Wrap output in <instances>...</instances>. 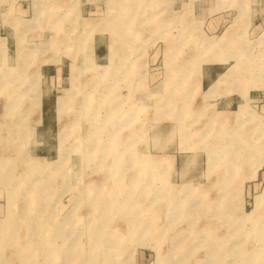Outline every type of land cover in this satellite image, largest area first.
I'll list each match as a JSON object with an SVG mask.
<instances>
[{"label":"rangeland","instance_id":"rangeland-1","mask_svg":"<svg viewBox=\"0 0 264 264\" xmlns=\"http://www.w3.org/2000/svg\"><path fill=\"white\" fill-rule=\"evenodd\" d=\"M19 3L0 0V25ZM25 3L37 23H25L18 66L0 77V264H264V30L231 34L240 66L213 65L218 81L231 75L216 97L233 94L227 108L203 97L215 84L197 87L207 64L195 37L229 52L224 33L195 21V1ZM154 18L169 21L151 29ZM170 72L183 88L167 98ZM40 95L53 107L42 126ZM13 100L17 113L4 115Z\"/></svg>","mask_w":264,"mask_h":264},{"label":"crops","instance_id":"crops-1","mask_svg":"<svg viewBox=\"0 0 264 264\" xmlns=\"http://www.w3.org/2000/svg\"><path fill=\"white\" fill-rule=\"evenodd\" d=\"M19 1L20 3L17 4L16 14L11 16V18L13 17V19L6 21V24L0 25V43L2 39H4V47L3 48L0 47V77H1V70L17 68L18 66L19 62L16 57L17 40L19 39V37H21L22 34L21 32L26 31L25 23L31 21H32L31 23H37L36 20L34 21V19L36 18V12L33 9V6L32 7L28 6V4L25 3V0H19ZM59 1L61 0H51V2L55 5ZM65 1L68 2V0ZM171 1L183 2L184 0H171ZM193 1H195V21L203 23L204 26L203 31H205L208 35L215 36L218 33L220 34L224 33L222 34L221 37H223L224 40L226 41L223 40L221 46L219 47L221 49L227 48V52H229L228 54L223 55L222 52H218L216 50V46H213L212 43H208V45L200 46L198 35L197 37H195V51H196L195 56L197 57L199 53H201L200 56L207 64V66L204 68L203 71H200L199 69V72H197V74L195 75V80L197 81V87H200L202 84L206 82L208 89L209 87H212L215 84L213 86L210 95L209 96L203 95V97L210 98V100L213 99L214 101H216V103H221L223 101L222 103L225 104V107L231 108L233 105H236L235 101L233 100V97H231L233 94L231 95L225 94L223 95L222 98L221 97L216 98L217 96H219V91H220L218 90V86H220L222 82L231 78V75L218 81L221 75L225 71L221 75L220 74L217 75V73H215L214 70L212 72V68L213 65H218L231 58H235L236 64L240 66V61H238V58H240L239 50L241 47L238 45L237 46L235 45L234 47V45L229 44V40H232L234 38L232 37L231 34L242 32V34L244 35L243 37L248 39V38H254L262 33V31L264 30V0H193ZM65 4L68 5L67 3ZM133 4L135 5L136 8V3ZM130 5H132V3ZM153 5L155 6V4ZM131 9L132 8L130 6L129 12L132 11ZM134 11H133L134 13H138L137 9H135ZM80 12H81V16H83L85 19H92L94 14L93 11L86 9L85 7H81ZM155 16L157 15L155 14ZM154 21L155 22L153 23L155 25L151 26L152 25L151 24L150 25L151 29H154L156 27L158 28L160 24L164 22H168L169 20L163 19L161 22V20L156 21L155 19ZM3 25H5L6 27H4ZM35 31H37V33L39 32L38 29ZM43 32L44 30L39 32L37 36L42 38ZM197 32L195 33L197 34ZM233 47L236 49L234 50V52L236 53H233V50L228 51L229 48H233ZM12 49H13V53H12ZM201 49L203 51H200ZM214 52H218L223 60L213 61V62L206 61L205 60L206 55L208 54L209 57ZM104 54L106 53H104V48L102 44L95 43L94 45L95 57L97 59H100L105 57ZM229 54H232V57L226 58ZM61 70H62L61 67L59 66L56 67L54 70L55 75L59 76L62 72ZM236 70L235 72H237ZM43 71H41V73H43ZM44 74L46 75V77L44 76L45 78L53 77L49 72H45ZM237 80L240 81V77L239 78L236 77L235 81ZM0 93L2 94L1 91ZM40 99H41L40 119L38 121V125L42 126L43 125L42 123H44L45 118L47 116H51V113L53 112V107L52 105L47 104L45 102L46 101L45 95L43 99L40 95ZM216 111L217 110H214L213 113H215ZM219 112L229 113L233 111L224 110ZM257 175H258V171H257Z\"/></svg>","mask_w":264,"mask_h":264},{"label":"bare ground","instance_id":"bare-ground-1","mask_svg":"<svg viewBox=\"0 0 264 264\" xmlns=\"http://www.w3.org/2000/svg\"><path fill=\"white\" fill-rule=\"evenodd\" d=\"M130 5V4H129ZM126 7V6H125ZM151 7V6H150ZM131 21V20H130ZM90 28L92 29V26H90ZM88 30V29H87ZM124 37V36H123ZM122 37V40H125L126 42H129L130 40H127V39H125V38H123ZM131 42V44H132V41H130ZM24 51V50H23ZM26 55V51L23 53V55ZM184 69V68H183ZM9 70V69H8ZM10 71V73H11V70H9ZM233 71V69H230L229 71H228V73H230V72H232ZM1 72H4V70H2ZM172 72V71H171ZM169 73L168 75H167V77H166V82H165V85H166V94H168L169 96L167 97V98H169V97H172V96H176V93H175V91H176V89H178V90H181L182 88H183V84H180V83H177L176 85L174 84V83H169V82H171L172 80H175L176 79V77H175V75L176 74H173V73ZM173 72H175V71H173ZM178 72V71H177ZM179 76V75H178ZM9 78V77H8ZM11 78V77H10ZM179 80L180 79H185V77H181V76H179V77H177ZM14 78H12L11 79V81L13 80ZM9 81V80H8ZM182 87V88H181ZM11 92V91H10ZM13 94V93H12ZM59 97V96H58ZM60 101H62V100H60ZM60 101H58L57 102V106L58 105H60L61 104V102ZM7 103V102H6ZM16 103H15V101L13 100V101H11V102H8V104H7V106L4 108V115H7V116H9L10 114L12 115V114H16L17 113V108H18V106L16 105ZM158 104H155L154 105V107H156ZM153 107V108H154ZM115 109V106L114 107H110V112L112 111V109ZM133 109H136V108H133ZM110 112H109V114H110ZM133 112H129V114L128 115H130V114H132ZM113 114H114V112H113ZM215 114V113H214ZM120 118V117H119ZM62 128V127H61ZM14 134V133H13ZM13 134L11 133L9 136H11V138L13 137ZM63 136V135H62ZM18 137V136H17ZM19 137H20V139H22V140H24V138H25V135L24 134H19ZM16 138V137H15ZM19 139V140H20ZM17 143V142H16ZM223 154V153H222ZM1 159H2V161H3V163H4V165L5 164H7L8 163V161H9V158L4 154V155H2V157H1ZM3 165V166H4ZM1 166V165H0ZM8 169V168H7ZM231 169H232V167H231ZM224 171V170H223ZM3 172V171H2ZM226 182V181H225ZM220 190L221 191H223V193H225V191H226V189H225V187L224 186H221V188H220ZM239 193V192H238ZM264 194V193H263ZM225 197V195L223 194V195H221L220 196V200H219V202H221V200L222 201H224L223 200V198ZM262 199V198H261ZM260 204H261V202H260V197H255V204H254V210L253 211H251L250 213H248V214H244L243 215V217H242V219H247L248 218V216H251L252 214H254L255 212H257V210H258V208H259V206H260ZM226 205H222V208H224ZM63 220V219H62ZM93 230H94V232H98V227H96L95 229L93 228ZM207 233H209V232H207ZM260 234H261V231H260ZM263 234H264V231H263ZM262 234V235H263ZM214 241H212L211 243H213ZM210 243V244H211ZM113 244V243H112ZM112 244H111V246H112ZM223 244V241H219V243H218V246L216 247L217 249L216 250H218V248H220V246ZM220 250V252H219V255L221 254V253H224V248L223 249H219ZM218 252L216 251V252H214L213 254H215V256H216V254H217ZM39 255V254H38ZM211 261H213V260H211Z\"/></svg>","mask_w":264,"mask_h":264}]
</instances>
